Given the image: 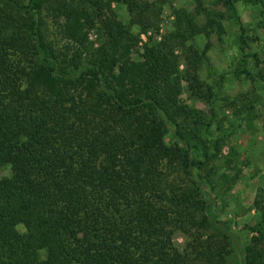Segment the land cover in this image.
<instances>
[{
    "label": "trees",
    "instance_id": "16d2710c",
    "mask_svg": "<svg viewBox=\"0 0 264 264\" xmlns=\"http://www.w3.org/2000/svg\"><path fill=\"white\" fill-rule=\"evenodd\" d=\"M220 1L233 15L236 0ZM254 1L260 4L264 29V0ZM44 3L54 15L50 21L72 31L87 21L78 14L77 5L100 2L0 0V167L8 168V174L0 176V264H166L172 253L170 235L189 202L184 199L175 206L168 198L162 161L178 158L192 175V153L199 149L185 140L189 128L176 129L181 107L169 111L159 91H152L149 76L158 68L164 71L171 58L146 49L143 65L149 75L143 79L135 73L143 71L142 66L132 70L133 78L125 87L123 78L118 80L101 59L68 62L53 38L43 32L47 28L41 17ZM197 14V10L179 9L181 28L174 36L183 40L200 32ZM59 17L62 22L55 20ZM31 81L41 88L42 98L31 93ZM74 86L85 87L88 100L85 110L73 111L72 124L84 132L74 138L76 144L65 139L66 134H75L61 128L64 109L76 101L86 103L84 97L68 99ZM83 111L95 120L87 124ZM166 119L175 126L171 134L175 146L163 142ZM87 128L93 134L86 137ZM113 129L125 135L118 138L122 147L118 162L91 148L101 136L109 137L101 141L107 144L116 138L106 132ZM128 177L133 192L124 190ZM140 187L160 205L144 198L147 195ZM167 205L174 208L169 211ZM201 207L203 223L223 239L238 243L237 264H264V246L256 251L238 242L229 225L211 217L208 203ZM209 244L205 242L206 247ZM193 248L189 253H201L207 262L214 257L209 251L195 250L196 245Z\"/></svg>",
    "mask_w": 264,
    "mask_h": 264
},
{
    "label": "rangeland",
    "instance_id": "374dc122",
    "mask_svg": "<svg viewBox=\"0 0 264 264\" xmlns=\"http://www.w3.org/2000/svg\"><path fill=\"white\" fill-rule=\"evenodd\" d=\"M98 1L97 5H77L78 14L86 16L87 21L72 31L53 24L50 19L54 15L44 3L41 17L45 18L47 28L43 32L53 38L68 62L82 64L90 58L101 59L118 75V80L123 78L125 87L128 79L133 78L132 70L142 66L143 71L135 73L143 79L149 75L150 70L143 65L146 49L165 52L171 58L164 71L158 68L149 76L154 84L152 91L154 94L159 91L169 111L181 107L176 129L185 132L184 127L189 128L185 140L189 146L198 144L199 149L192 153V175L178 158L162 161L167 186H160L168 189L167 196L174 200L175 206L184 199L189 202L170 235L172 253L166 264H237L238 243L223 239L203 223L201 206L204 201L208 203L211 217L229 225L238 242L254 246L256 251L264 246V225L262 228L258 225L264 224V29L260 23V4L236 0L234 13L230 15L220 0ZM197 3L200 7H196ZM179 9L189 13L199 11L194 19L203 26L198 27L200 32L183 40L174 36L181 28ZM55 20L62 22L63 18ZM31 83V93L42 98L41 88ZM86 94L85 87L74 86L68 99L84 97L86 103H72L64 109L66 117L61 118L62 130L75 134L65 136L73 144L78 142L74 138L84 133L72 124L73 111L86 109ZM70 103L68 100L66 106ZM82 114L87 124L95 120L89 112ZM165 124L164 144L177 145L171 136L175 126L169 119ZM89 129L86 137L93 134ZM106 132L116 138L112 137L107 144L101 141L109 137L101 136L91 148L101 156H114L118 162L117 153L122 150L118 138L125 135L119 129ZM7 174L8 168L0 167V176ZM128 179L123 181L124 190L133 192ZM140 191L156 207L160 205L145 188L140 187ZM173 205H167V210L171 211ZM210 241L206 247L205 242ZM194 245L195 250L209 251L214 256L210 257L211 262L201 253L190 254Z\"/></svg>",
    "mask_w": 264,
    "mask_h": 264
}]
</instances>
